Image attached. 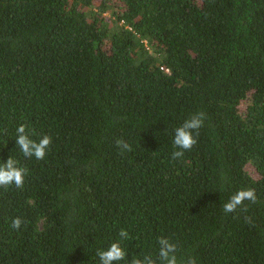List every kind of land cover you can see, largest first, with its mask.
<instances>
[{
	"label": "trees",
	"instance_id": "1",
	"mask_svg": "<svg viewBox=\"0 0 264 264\" xmlns=\"http://www.w3.org/2000/svg\"><path fill=\"white\" fill-rule=\"evenodd\" d=\"M20 125L52 138L43 159L23 156ZM11 157L28 171L0 187V264H100L122 229L129 261L164 236L196 264H264V0H0ZM248 188L257 202L226 214Z\"/></svg>",
	"mask_w": 264,
	"mask_h": 264
},
{
	"label": "clouds",
	"instance_id": "2",
	"mask_svg": "<svg viewBox=\"0 0 264 264\" xmlns=\"http://www.w3.org/2000/svg\"><path fill=\"white\" fill-rule=\"evenodd\" d=\"M204 120V113H195L175 129L173 144L179 150L173 152L174 159L182 158L185 151H190L197 144L199 130L203 127ZM31 135V130L27 125L18 126L16 129V145L24 157L43 159L52 144V138L44 135L39 140H34ZM116 144L121 152L132 150L131 145L122 139H118ZM27 171L25 167L19 166L17 160L12 157L9 158L6 163L0 164V187L7 189L9 186L14 185L16 188L22 189ZM257 199L255 189H241L233 194L227 202L223 203L222 208L226 214L234 213L242 208L247 211L245 202L255 204ZM246 220L251 222L250 217H246ZM22 223L21 218L17 217L13 219L11 226L19 230ZM118 235L120 239L112 243L106 250L97 251L100 264H118L120 261H126V264H196L193 257H178V244L173 242L170 237L164 236H161L157 241L158 251L155 256L152 254L133 255L131 261H129L127 259L128 250L121 243L128 240L129 233L122 229Z\"/></svg>",
	"mask_w": 264,
	"mask_h": 264
}]
</instances>
